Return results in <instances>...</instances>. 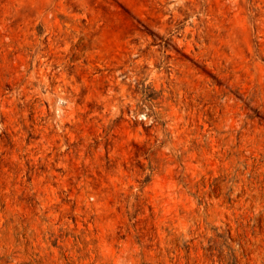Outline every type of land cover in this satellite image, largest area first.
Segmentation results:
<instances>
[{"label":"rangeland","instance_id":"obj_1","mask_svg":"<svg viewBox=\"0 0 264 264\" xmlns=\"http://www.w3.org/2000/svg\"><path fill=\"white\" fill-rule=\"evenodd\" d=\"M0 264H264V0H0Z\"/></svg>","mask_w":264,"mask_h":264}]
</instances>
